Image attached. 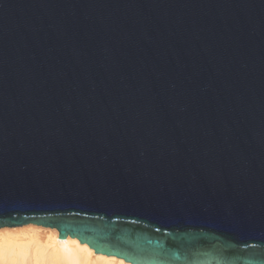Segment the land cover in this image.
<instances>
[{
	"label": "water",
	"instance_id": "1",
	"mask_svg": "<svg viewBox=\"0 0 264 264\" xmlns=\"http://www.w3.org/2000/svg\"><path fill=\"white\" fill-rule=\"evenodd\" d=\"M131 264H264V0H0V228Z\"/></svg>",
	"mask_w": 264,
	"mask_h": 264
},
{
	"label": "bare ground",
	"instance_id": "2",
	"mask_svg": "<svg viewBox=\"0 0 264 264\" xmlns=\"http://www.w3.org/2000/svg\"><path fill=\"white\" fill-rule=\"evenodd\" d=\"M0 228V264H131L95 254L69 236L58 240L56 229L35 224Z\"/></svg>",
	"mask_w": 264,
	"mask_h": 264
},
{
	"label": "rangeland",
	"instance_id": "3",
	"mask_svg": "<svg viewBox=\"0 0 264 264\" xmlns=\"http://www.w3.org/2000/svg\"><path fill=\"white\" fill-rule=\"evenodd\" d=\"M14 228H18V227H14Z\"/></svg>",
	"mask_w": 264,
	"mask_h": 264
}]
</instances>
